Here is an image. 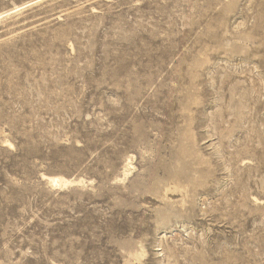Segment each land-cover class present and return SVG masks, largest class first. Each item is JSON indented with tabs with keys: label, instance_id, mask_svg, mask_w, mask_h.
<instances>
[{
	"label": "rangeland",
	"instance_id": "1",
	"mask_svg": "<svg viewBox=\"0 0 264 264\" xmlns=\"http://www.w3.org/2000/svg\"><path fill=\"white\" fill-rule=\"evenodd\" d=\"M17 14L0 20V264H264V0Z\"/></svg>",
	"mask_w": 264,
	"mask_h": 264
},
{
	"label": "bare ground",
	"instance_id": "2",
	"mask_svg": "<svg viewBox=\"0 0 264 264\" xmlns=\"http://www.w3.org/2000/svg\"><path fill=\"white\" fill-rule=\"evenodd\" d=\"M43 1H46V0H32V1H29L27 3H24L23 5L18 6V7H16L15 9H13L11 11H8V12H6L4 14H0V20L5 18V17H8V16H11V15L17 14L19 12L28 10V9H30V8L36 6V5L40 4V3H42ZM46 180L48 181V183H50L54 187L62 188V187H66L68 185H74V184L76 185L75 181L68 180V179H65L63 177H47Z\"/></svg>",
	"mask_w": 264,
	"mask_h": 264
}]
</instances>
